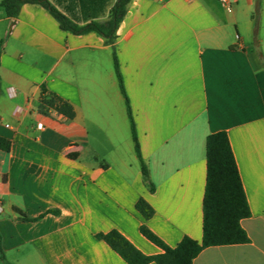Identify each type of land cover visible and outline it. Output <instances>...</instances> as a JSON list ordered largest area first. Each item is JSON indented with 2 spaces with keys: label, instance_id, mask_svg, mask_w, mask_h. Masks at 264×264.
Masks as SVG:
<instances>
[{
  "label": "crops",
  "instance_id": "crops-1",
  "mask_svg": "<svg viewBox=\"0 0 264 264\" xmlns=\"http://www.w3.org/2000/svg\"><path fill=\"white\" fill-rule=\"evenodd\" d=\"M46 1L86 26L106 24L118 0ZM2 2L0 138L11 148L0 149V264H128L97 238L112 230L162 254L142 225L171 248L202 242L206 140L221 131L250 206V242L208 247L194 264H264V0H238L231 13L218 0H132L113 45L63 30L40 3L9 17ZM44 89L76 117L42 113Z\"/></svg>",
  "mask_w": 264,
  "mask_h": 264
},
{
  "label": "trees",
  "instance_id": "trees-1",
  "mask_svg": "<svg viewBox=\"0 0 264 264\" xmlns=\"http://www.w3.org/2000/svg\"><path fill=\"white\" fill-rule=\"evenodd\" d=\"M131 1L118 0L111 10L110 19L106 24L93 22L86 26L75 24L46 0H3L1 6L9 17H16L22 3H40L51 12L63 30L74 34L95 32L113 45L117 30L127 13ZM114 57L120 86L122 91L125 92L116 54ZM127 106L135 149L141 161L142 175L148 184L149 190L154 192L155 185L151 182L149 168L142 158L135 122L128 100ZM40 111L45 114L56 113L67 120L76 117V111L72 104L55 94H48L45 89L40 102ZM10 148V142L0 138V149L9 152ZM206 158L207 181L203 200L202 242L185 237L178 246L171 248L146 225H142V234L164 251L160 255L148 256L137 249L117 230L98 234L97 238L106 242L128 264H150L153 262L156 264H194L195 258L208 247L249 243L250 238L241 222L251 216V210L227 132L221 131L207 137ZM137 210L146 220L152 218L155 213L153 207L143 199L137 203ZM15 211L18 212L21 220H28L21 210L15 209ZM51 212L58 214L57 211ZM0 253L3 254L1 246Z\"/></svg>",
  "mask_w": 264,
  "mask_h": 264
},
{
  "label": "built area",
  "instance_id": "built-area-1",
  "mask_svg": "<svg viewBox=\"0 0 264 264\" xmlns=\"http://www.w3.org/2000/svg\"><path fill=\"white\" fill-rule=\"evenodd\" d=\"M222 7L229 13L233 12L238 0H218Z\"/></svg>",
  "mask_w": 264,
  "mask_h": 264
},
{
  "label": "rangeland",
  "instance_id": "rangeland-1",
  "mask_svg": "<svg viewBox=\"0 0 264 264\" xmlns=\"http://www.w3.org/2000/svg\"><path fill=\"white\" fill-rule=\"evenodd\" d=\"M117 138L123 143V137L121 135L119 137L117 136Z\"/></svg>",
  "mask_w": 264,
  "mask_h": 264
}]
</instances>
